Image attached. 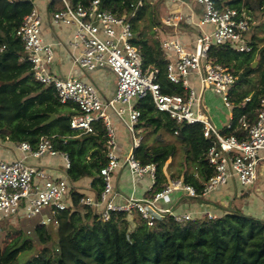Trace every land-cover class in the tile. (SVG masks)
Instances as JSON below:
<instances>
[{"label":"trees","instance_id":"obj_1","mask_svg":"<svg viewBox=\"0 0 264 264\" xmlns=\"http://www.w3.org/2000/svg\"><path fill=\"white\" fill-rule=\"evenodd\" d=\"M67 1L75 6L91 0ZM137 1L100 0V6L117 15H128ZM159 1L142 0L137 6L130 19L134 32L131 42L141 53L143 68L157 69L155 80L163 93L185 94L181 83L167 78L169 59L161 40L172 30L161 23ZM225 3L246 14L264 9V0ZM62 7L61 0L47 4L49 12ZM33 8L34 0H0V140L25 141L35 147L42 135L50 136L54 149L68 155L69 180L88 176L90 187L100 193L104 182L99 170L107 161L106 128L96 121L92 133L79 134L70 127L71 117L79 113L77 107L71 102L61 103L53 85L34 78L32 64L16 36L24 16ZM254 39L249 41V51H237L233 44L224 42L211 43L207 52L209 59L235 75L229 90L231 127H223L221 132L239 139L245 136L239 120L253 123L264 96V47H257ZM256 58L258 66L253 67ZM256 72L258 79L253 77ZM133 105L140 111L136 129L145 133L133 155L143 164H156L150 193L162 189L169 179L182 178L194 187L197 196L193 198L201 199L204 182L215 172L207 159L212 140L204 137L202 124L177 125L166 112L155 108L150 93L134 100ZM50 113L55 119L43 125ZM166 134L172 139L166 141ZM178 153L181 159L173 166ZM168 159L171 162L165 172ZM83 196L69 187V206L54 219L66 221L65 241L76 254L72 260L61 256L47 225L36 224L31 236L5 219L0 228V264H264V217L218 205L214 218L204 215L180 223L167 214L148 226L134 210L113 211L103 220L80 202ZM37 243L41 247L37 248Z\"/></svg>","mask_w":264,"mask_h":264},{"label":"built area","instance_id":"obj_2","mask_svg":"<svg viewBox=\"0 0 264 264\" xmlns=\"http://www.w3.org/2000/svg\"><path fill=\"white\" fill-rule=\"evenodd\" d=\"M61 1L63 7L51 12V23L74 28L69 41L74 50V65L89 71L107 68L114 74L116 85L112 97L102 99L95 85L84 79L58 77L49 71L53 49L40 35L42 16L35 7L24 16L16 36L20 38L27 59L32 64L34 78L45 85H53L61 103L71 102L77 107L79 113L71 117L70 127L78 130L79 134H89L93 132V123L101 121L106 128L107 161L99 170L104 184L100 193L81 197L82 204L90 206L103 220H107L113 211L134 210L148 226H152L158 216L167 214L180 223L195 218L191 212L175 211L173 205H160L174 191L197 196L194 187L182 178L169 180L162 189L144 197H123L114 188L112 175L122 165H126L135 178L147 176L152 182L155 181L156 164H143L133 155V149L142 139L140 131L136 129L140 111L133 101L147 93H150L155 108L166 112L177 125L200 122L204 137L211 138L207 159L215 172L204 182L203 195L231 179H236L242 187L255 184L260 163L264 162V96L253 123L243 118L239 120L245 131L242 139L234 134L224 135L202 111V91L205 87H210L226 108L232 107L229 90L235 82V75L209 59L207 52L211 43L224 42L233 44L237 51L250 50L247 39L249 17L245 12L228 6L226 0H169L178 5V9L161 18L162 25L173 32L162 38L161 47L169 59L167 78L181 83L186 93L167 94L160 90L155 80L157 69L143 68L141 53L131 42L134 32L130 19L142 0L132 5L134 10L128 15H117L102 8L100 0L75 6L67 0ZM185 26L194 29L192 50L177 37L178 30ZM192 73L202 87L198 94L188 84V76ZM109 111L131 135L130 150L122 160L117 154L116 130ZM223 127L230 128V121ZM173 133L177 134V130ZM16 146L21 151L20 158L0 160V228L5 219L11 222L35 220L36 224L48 225L69 206L70 180L67 174L53 176L44 169L28 164L26 158L60 155L67 170L70 166L68 155L55 150L51 137L47 135H42L35 147L25 141L16 142ZM205 215L215 217L211 212Z\"/></svg>","mask_w":264,"mask_h":264},{"label":"crops","instance_id":"obj_3","mask_svg":"<svg viewBox=\"0 0 264 264\" xmlns=\"http://www.w3.org/2000/svg\"><path fill=\"white\" fill-rule=\"evenodd\" d=\"M48 1L49 0H34V7L42 16L40 35L44 42L51 44L53 49V60L49 65V71L58 77L76 76L84 79L95 85L102 99L105 100L112 97L116 85L114 74L107 68L89 71L73 64L72 53L74 50L69 45V41L72 39L74 28L65 25H53L51 23V12L47 10ZM175 6L178 7V5ZM194 6L195 9L198 10V6L195 4ZM177 37L186 47L191 50L194 49L195 33L189 28V26H185L178 30ZM188 84L197 94L201 92L202 87L195 74L192 73L188 76ZM221 106L224 105L220 98L210 87H205L202 91V111L217 128L220 127L222 129L226 123L223 122V119L226 116H224L225 114H219L220 112H217L220 111L219 108ZM227 110L229 120L231 116V109ZM109 114L112 124L116 130L117 154L122 160L129 152L131 144L124 145L123 142L120 141V137L123 136V132L128 135L130 134L124 127L123 123L113 114L112 111H109ZM120 128L121 130L119 131ZM20 157L21 151L17 148L16 142L13 143L11 141L0 140V160L13 161ZM26 162L36 166L37 168L46 170L53 176H65L67 174V170L64 166V160L60 155L45 154L38 158L28 157L26 158ZM90 181V177H83L75 182L70 181V187H75L84 195L94 196L96 192L90 187ZM112 181L115 190L123 197H127L129 195L144 197L150 193L153 185V182L147 176L142 178L133 177L126 165H122L113 173ZM229 184L232 186L233 184H238V188L235 187L236 191L234 193L228 192L229 196H231L229 199L226 198V192L223 189L224 187L220 188L222 186L221 185L210 193L202 195L201 199H194L191 196L184 195V193L180 191H174L172 194L163 199L160 202V205L163 207L173 205L174 210L177 212H191L194 217H201L204 216L206 212L216 214V211L219 210L218 205L223 207L230 205L233 207L235 204L232 203V199L238 197L245 201L246 206L251 203L248 209L249 211H255L254 216H256V214L259 215L258 213L261 212L264 213V201L261 202V200L258 199L250 200L247 198L248 192H251L252 194L251 189L256 190L258 186L262 190L264 196V162L260 163L259 176L253 186L242 187L236 179H231L224 185L225 187H230ZM236 207L238 206L236 205ZM240 209L245 212L244 207H241Z\"/></svg>","mask_w":264,"mask_h":264},{"label":"rangeland","instance_id":"obj_4","mask_svg":"<svg viewBox=\"0 0 264 264\" xmlns=\"http://www.w3.org/2000/svg\"><path fill=\"white\" fill-rule=\"evenodd\" d=\"M177 6H175L174 3H172L169 0H160L159 4H158V16L159 18H162L163 16H165L168 12H172L177 10ZM249 17V30L247 32V39L248 41L252 40L253 37H255L254 41L256 43L257 47H264V9L261 10H254L253 12H251L250 14H246ZM192 31H194V29H192ZM254 61H256V64L254 65V67L258 66L259 60L258 58H256ZM253 77H255V79H258V72L253 74ZM222 102V101H221ZM224 107V108H223ZM228 109V108H227ZM225 108V106H221L219 108L220 111H216L220 112L219 114H225L223 122H228V110ZM219 129H221L220 127H218ZM121 130V128L119 129V131ZM118 131V132H119ZM117 132V133H118ZM123 136L120 137V141L123 142L124 145H130L131 144V137L130 135L126 134L125 132H123ZM140 134L142 136H144V132H140ZM164 139L166 141L171 140V136H169L168 134L165 135ZM126 149V148H125ZM181 159V154L178 153V155L176 156V158L173 160V166H176L177 163L179 162V160ZM171 162V159H168L166 162V166L164 167V171L167 172V165L168 163ZM174 168V167H172ZM173 170V169H172ZM231 184V183H230ZM229 184V185H230ZM220 187V186H219ZM224 187V188H223ZM236 188H238V184H233L227 187H225V185H222L220 188H223L224 191L226 192V198L229 199V193L228 192H232L234 193L236 191ZM251 192H248L247 194V198L248 199H258L264 201V196H263V192L262 190L259 188V186L256 188V190L251 189ZM235 205H233L232 208L234 209H240L241 207H244L245 212H249L250 214H255V211H249V206L251 205V203H249V205H245V201L243 199H240L238 197H235L232 199ZM260 202V201H259ZM236 205L239 207H236ZM241 210V209H240ZM259 215L256 214V216H263L264 217V213H258ZM14 226L23 229L28 235L34 236L32 233L33 227L36 225V221L35 220H22V221H18V222H13ZM60 225V226H59ZM48 227V231L50 233V235L52 236V242L57 243V247L59 249V253L61 254V256L67 260L70 261L75 257V252L66 244L65 241V234L67 232V225H66V221L64 219H57L54 220L53 222L49 223L47 225ZM37 248L41 247L40 244H36ZM78 253V252H77Z\"/></svg>","mask_w":264,"mask_h":264},{"label":"water","instance_id":"obj_5","mask_svg":"<svg viewBox=\"0 0 264 264\" xmlns=\"http://www.w3.org/2000/svg\"><path fill=\"white\" fill-rule=\"evenodd\" d=\"M255 64H256V61H253L252 66L254 67ZM55 117L56 116L54 113H50L49 117L43 122V125L50 123L52 120L55 119Z\"/></svg>","mask_w":264,"mask_h":264}]
</instances>
